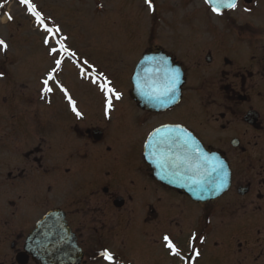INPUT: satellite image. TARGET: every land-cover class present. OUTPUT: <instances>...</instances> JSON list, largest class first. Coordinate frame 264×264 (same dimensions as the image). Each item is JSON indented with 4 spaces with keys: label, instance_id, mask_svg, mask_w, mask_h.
<instances>
[{
    "label": "flooded vegetation",
    "instance_id": "flooded-vegetation-1",
    "mask_svg": "<svg viewBox=\"0 0 264 264\" xmlns=\"http://www.w3.org/2000/svg\"><path fill=\"white\" fill-rule=\"evenodd\" d=\"M244 1L217 14L200 0L186 41L143 52L141 57L166 53L181 74L180 100L164 111L150 112L133 99L132 74L120 83L95 75V64L85 60L92 76L82 75L80 82L107 79L119 94L111 96L110 109L98 83H89L93 93L77 101L60 75L49 86L61 95L63 117L47 110L30 121L0 118V264H42L27 251V240L50 214L72 237L67 264H109L100 255L105 250L112 264H133L128 252L137 253V262L147 249L154 264H163V254L192 264V255L209 247L212 231L257 235L264 243V4ZM124 102L128 109L121 111ZM168 127L194 135L227 161L232 184L226 194L196 202L154 175L146 144L156 129ZM212 214L223 220L211 230ZM219 249L228 257L227 248ZM259 249L264 254V244ZM53 258L48 261L58 264Z\"/></svg>",
    "mask_w": 264,
    "mask_h": 264
},
{
    "label": "rangeland",
    "instance_id": "rangeland-1",
    "mask_svg": "<svg viewBox=\"0 0 264 264\" xmlns=\"http://www.w3.org/2000/svg\"><path fill=\"white\" fill-rule=\"evenodd\" d=\"M1 1L3 15L0 19V40L5 42L7 48L4 50L0 47V115L11 119L17 114L29 121L33 116L40 118V114L45 115L47 110L63 117V114L60 115L63 108L59 100L61 95L53 85L51 100L48 98L51 95L44 93L42 84L46 75L55 68L56 59H62L61 67L55 73L61 75L57 80L67 83L75 99L80 101L86 92L93 93L89 87L93 80L90 79L92 83L80 82L83 72L70 57L77 59L83 68L88 65L85 60H89L95 64V75L103 72L114 81L121 80V83L122 78H130L143 52L149 50L148 47L159 46L172 50L173 44L186 41L191 21L189 16L201 5L200 0H196L197 3L188 0H152L153 7L150 9L146 0H33L42 11L47 26L59 28L58 36L66 37L64 44L70 52L75 53L74 56H53L49 51L55 42L50 40L46 44L47 48L41 45L45 43L48 33L36 27L32 19L27 17V6L21 5L19 0ZM262 4L263 0L256 3L258 6ZM7 14L11 16L9 22ZM260 16H264L263 9ZM197 32L199 34L201 30ZM84 70L90 74L88 77L92 76L88 67ZM47 102L50 106H47ZM123 104L121 111L128 109L126 102ZM127 119L126 115L124 120ZM221 220L212 214L209 228L212 230L217 225L219 228ZM225 220V223L230 221L227 218ZM219 234H213L212 231L209 247L202 249L199 257L193 254L192 264H233L236 260L240 261L239 264H257V261H263L264 254L259 249L264 244L259 242L263 240L261 236L257 238V235L249 237L241 234L231 238L227 233ZM212 244L219 246L218 249H212ZM219 248L224 251L227 248L230 252L228 257L224 258ZM148 252L149 249L144 251L137 262L133 259L137 253L132 250L128 254L133 257V264H154V257L149 259ZM162 259L163 264L178 262H171L165 254Z\"/></svg>",
    "mask_w": 264,
    "mask_h": 264
},
{
    "label": "water",
    "instance_id": "water-1",
    "mask_svg": "<svg viewBox=\"0 0 264 264\" xmlns=\"http://www.w3.org/2000/svg\"><path fill=\"white\" fill-rule=\"evenodd\" d=\"M251 1L246 0L247 3H251ZM229 9L231 8L221 7L219 11H227ZM151 58H154L152 63H148L145 59L136 70L133 78L135 87L133 96L141 106L148 110L155 112L163 111L176 104L180 98L181 74L177 68L171 67L170 59L163 56ZM149 65L152 67H144ZM165 70L178 73V81L171 101L166 100L162 102L160 100L150 99L137 88L136 82L138 77L141 83H143L144 77L149 71L163 72ZM169 128L175 129L174 127ZM187 134L191 139L185 147L176 145L169 148L165 144L157 143V140L160 139L159 137L150 140L149 143L154 145L151 148L159 151V157H150V163L155 171V175L162 182L174 188L184 190L197 202H207L219 198L231 186V172L228 164L218 154L208 153L192 134ZM161 135H164V133L162 132ZM151 148L150 151H152ZM203 157H207V162L204 161ZM158 160H160V163L155 162ZM213 166L216 167L217 171H212ZM197 180L202 181V183H195ZM64 230L61 220L55 217V214L50 215L42 222V225L30 238L31 245L33 246L32 254L36 258L42 259L44 264H52L48 261L49 255L55 256L53 259L58 264H67L70 257L68 247L72 244V237L70 241L69 236ZM50 246L53 247L49 249Z\"/></svg>",
    "mask_w": 264,
    "mask_h": 264
},
{
    "label": "snow or ice",
    "instance_id": "snow-or-ice-1",
    "mask_svg": "<svg viewBox=\"0 0 264 264\" xmlns=\"http://www.w3.org/2000/svg\"><path fill=\"white\" fill-rule=\"evenodd\" d=\"M206 3L212 6V11L214 13L220 14L219 9L221 7L226 8H235L236 7V0H205ZM19 3L21 5L27 6V11L36 19L37 24H40L44 26V31L48 33V36L45 38V44H48L49 41H54V46L50 48V54L53 56H56L57 54H60L63 56L64 54H67L68 56H74L75 53H72L68 50L66 45L64 44V40H66V37L60 38L58 36L60 29L59 28H50L45 25L44 19L41 16V14L36 10L35 6L31 3V0H19ZM146 3L148 4V7L151 9L153 7L152 0H146ZM2 6V5H0ZM9 19H11V16H9ZM0 47H3L4 49L7 48V45L3 40H0ZM146 61L148 63H152L154 61V58L148 57L146 58ZM166 63V62H164ZM62 64V59H56L55 60V68L50 72L47 76V79L43 81L44 84V93H50L52 91V88L49 86L50 81L55 80V73L59 71ZM178 81V73L173 72L171 70H165L163 72H151L149 71L146 73L144 77V82L141 83L140 78H137V88L142 92V94L148 96L150 99L160 100V101H171V98L174 96L175 89H176V83ZM93 83H98L100 90L105 93V97L107 98V108H111V96H115L116 99H119L120 96L118 93L114 91L113 88H111L110 81L107 79H103L102 82L98 81L96 79H93ZM57 87H60L61 91L65 92V95L67 96V91L59 84H57ZM110 94V95H109ZM68 102L72 106V111L76 113L77 116L80 115L79 112L76 111V106L74 101L71 99V97H68ZM164 133V135H161V133ZM156 137H159L160 139L157 140V143H162L167 145L169 148L179 145L180 147H185L189 144V140L191 139L190 136H188L187 133L184 132L183 129L180 128H166V129H156V131L152 134V137L150 139H155ZM146 147H154L152 143H149L146 145ZM202 155V154H199ZM204 161L207 162V157H203ZM222 167V165H221ZM212 171H217L216 167L213 166ZM195 183L200 184L202 181L197 180ZM195 238V237H193ZM164 242L166 247L172 252L173 255L178 256L179 250L177 247L172 243V241L165 236ZM100 255L107 261H109V264H112L113 257L112 254L108 251H102ZM197 256H199V252L196 253Z\"/></svg>",
    "mask_w": 264,
    "mask_h": 264
}]
</instances>
